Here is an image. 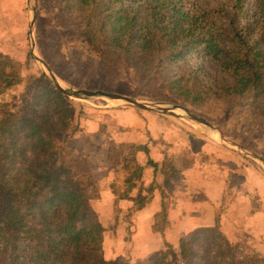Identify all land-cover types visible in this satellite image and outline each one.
<instances>
[{
    "label": "trees",
    "instance_id": "obj_1",
    "mask_svg": "<svg viewBox=\"0 0 264 264\" xmlns=\"http://www.w3.org/2000/svg\"><path fill=\"white\" fill-rule=\"evenodd\" d=\"M199 1L192 6L189 0H64L62 7L80 42L102 59L115 52L135 59L143 69L144 89H165L186 108H201L214 95L222 99L249 94L246 108L263 118L264 0H250L256 15H245L249 22L242 27L233 20L223 24V5ZM234 4H224L226 14L247 13L244 0ZM41 50L48 63L56 61L58 54H48L46 45ZM205 57L219 62L232 80L221 85L220 95L205 79L199 62ZM27 58L32 61V54ZM68 63L64 57L53 63V69L64 73ZM75 66L84 80L77 86H99ZM22 67L0 54V98L23 87L20 95L0 102V264H117L103 256L105 229L94 207L101 199L96 168L108 161L120 169L126 189L121 191L116 177L113 194L142 209L148 196L140 193L133 198L131 193L143 183L145 167L137 157L148 154V147L112 142L106 157L98 159L94 152L85 155L61 147L59 136L81 130L75 123L74 101L45 74L29 68L30 75L22 77ZM144 94L138 96L147 97ZM148 165L158 167L151 160ZM164 174L170 175L166 169ZM153 260V264H264L258 252L230 242L219 224L195 230L180 243L179 251L166 245Z\"/></svg>",
    "mask_w": 264,
    "mask_h": 264
},
{
    "label": "rangeland",
    "instance_id": "obj_2",
    "mask_svg": "<svg viewBox=\"0 0 264 264\" xmlns=\"http://www.w3.org/2000/svg\"><path fill=\"white\" fill-rule=\"evenodd\" d=\"M209 1L213 6L218 4L219 6L216 7L223 5L222 7L225 8V11L220 15L222 17L221 21L225 26L230 24L231 20H233L238 27H242L244 23L249 22V18H246L245 15H251V17H253L254 14L256 15V7L250 0H244L247 13L238 16V12L235 10L226 14V7L224 5L226 4L227 7H234L236 0ZM34 2L35 0H0V54L9 56L21 63L23 65L21 75L24 78L28 77L31 73L28 64L32 66L30 69L42 73L38 62L34 58L32 61H29L27 58L28 53L31 54L29 17ZM63 2L64 0H37V21L35 28L37 54L53 70L63 87L73 90L104 91L107 93L121 94L146 102L151 106L172 108L177 105L184 107L173 101V98L165 89L162 91L144 89L145 82H142L144 77L143 69L135 59L117 52L110 53L102 59L100 54H97V52L83 45L74 32V22L63 13ZM199 2V0H189V5L193 6L194 3L198 4ZM44 45H46L48 49V54L52 52L58 54L56 61L53 62L54 66L64 57L70 59V63H68L64 73H61L58 68L53 69V63L50 62V64L47 62V58H45L41 50ZM199 62L203 66L205 79L209 82V85L213 87L217 95H220L221 85H230L232 83L231 78L227 75L221 64L213 58L205 57ZM75 65H79L80 71L87 73L84 74L87 81H96L99 86L92 87V89L85 88V83L82 85L84 88L77 86L78 81L84 80L78 75ZM106 66L108 67V71L104 70ZM96 67H100L101 69L99 68V70H97ZM101 83L103 86H100ZM141 90L143 92H141ZM22 91L23 87H18L14 91H9L8 94L0 98V102L2 100L11 99L13 95H20ZM141 93H145L144 95L147 97H139L138 95ZM71 99L74 101L75 123L80 125L81 130L74 136H59L57 143L63 148H70L74 152L76 151L77 153L85 155L87 153L90 155L94 152L96 156L93 157L97 159L100 158V155L104 158L106 157L108 145L112 142L120 143L123 140L121 136L123 132H125L124 134L128 133V135L135 131L143 132L145 135L148 133L146 136L151 139L152 132H149V128H154L156 124H159L156 123L158 118L165 120L167 122L166 124H184L189 127H195L196 129L211 131V129L206 126L188 119L186 113L180 109H176L174 112L185 118L176 120L169 115H161L142 109L128 107L117 101L104 98H93L89 100ZM249 101V94L222 99L215 98L214 95L203 107L187 109L220 129L227 139L264 159V117L257 119L253 115V111L246 108ZM129 111L134 116H142L140 124H138L139 120H135L136 123L132 124V122H127V120L123 118V114ZM136 135H138V133ZM161 141H163L162 138H160V142ZM75 147L77 149H75ZM227 153L228 158L233 157L231 160V167H239L240 163L243 161L244 168L246 166L251 170V173L254 172L252 176L253 180L256 178H258V180L264 179V170L252 161L249 159L247 161L245 157L239 154L241 157L237 155L239 157L237 165L234 159V157L237 156H233L231 150L230 152L227 151ZM205 158L203 157V163H207V159L205 160ZM170 162L169 160V163ZM171 166L170 164V169ZM121 172L120 169L118 170V168L113 167L115 179L117 177L119 181L117 185L120 186L121 191H124L126 189L122 183L124 174ZM249 177L251 178V176ZM140 186L141 184L138 183L136 188L141 189ZM262 193L264 194V190ZM100 205L101 203H98L96 207L99 208L102 214H105L106 211L107 213L109 212L105 204H103L102 208H100ZM161 221L162 218L158 219L157 224L160 225ZM238 244L242 245L248 252L254 250L264 257V251L261 252L256 248L257 242H255V237L248 235V237L242 238V241ZM179 246H175V248L172 247L174 250L179 251ZM126 247L127 245L122 251L123 254L125 253V256L121 254V257L108 260L105 250L103 256L106 260L117 264H147L146 259V261L143 260L139 262L128 260V257H131V250L129 248L126 249ZM126 252L129 254L127 255ZM153 261L152 258L150 260L151 264L154 263Z\"/></svg>",
    "mask_w": 264,
    "mask_h": 264
},
{
    "label": "crops",
    "instance_id": "obj_3",
    "mask_svg": "<svg viewBox=\"0 0 264 264\" xmlns=\"http://www.w3.org/2000/svg\"><path fill=\"white\" fill-rule=\"evenodd\" d=\"M126 114L123 118L127 122L141 123V115L134 116L130 111ZM156 123L159 124L149 128L151 139L146 136L148 133L123 132L120 142L148 147V154L141 152L137 157L145 167L143 184L131 193L133 198L140 193L148 196L145 207L138 209L133 200L116 199L111 189L115 176L110 162H102L96 168L101 199L94 207L105 229L108 260L121 257L127 245L126 249L131 250L128 260L146 259L151 264L153 256L166 245L175 248L189 240L195 230L217 224L230 242L238 244L251 235L257 242L256 248L264 251V179L253 180L254 172L244 168L243 161L239 167H231L233 157H227L230 150L214 139L212 131L166 124L159 118ZM231 153L240 156L232 150ZM238 156L234 157L237 165ZM203 157L207 163H203ZM149 160L158 167L148 165ZM165 169L170 175L164 174ZM151 186L154 188L149 192ZM98 203L100 208L105 204L109 212L102 214L96 207ZM160 218L161 226L157 224Z\"/></svg>",
    "mask_w": 264,
    "mask_h": 264
},
{
    "label": "water",
    "instance_id": "obj_4",
    "mask_svg": "<svg viewBox=\"0 0 264 264\" xmlns=\"http://www.w3.org/2000/svg\"><path fill=\"white\" fill-rule=\"evenodd\" d=\"M36 21H37V0H35L34 2V6H33L32 12L30 13V17H29V36H30V42H31V54L33 58L38 62V65H40V69L42 73L45 74L57 87L62 89V91L66 95H68L70 98H76V99H82V100H89L93 98H96V99L104 98V99H108L111 101H117L120 104L128 106V107L142 109V110L158 113L161 115H169L172 117L185 118L182 115H179L174 112L176 109H180L186 113V116L188 119L195 121L211 129V131H213V137L215 140L219 141L222 145H224L228 149L249 159L254 164H256L258 167L264 170V159L263 158L247 151L246 149H243L241 146L227 139L224 136V133L220 129H218L211 123H209L206 119L197 116L196 114H194L192 111H190L187 108L177 106V105L173 106L172 108H164L161 106H151L146 102H143L138 99L128 97L125 95H121V94L107 93L104 91L73 90V89L63 87L59 79L53 72V70L37 54V48H36V42H35Z\"/></svg>",
    "mask_w": 264,
    "mask_h": 264
}]
</instances>
